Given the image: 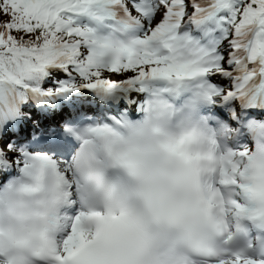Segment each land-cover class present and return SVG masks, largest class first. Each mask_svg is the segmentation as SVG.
<instances>
[{
	"label": "snow or ice",
	"instance_id": "snow-or-ice-1",
	"mask_svg": "<svg viewBox=\"0 0 264 264\" xmlns=\"http://www.w3.org/2000/svg\"><path fill=\"white\" fill-rule=\"evenodd\" d=\"M0 264H264V0H0Z\"/></svg>",
	"mask_w": 264,
	"mask_h": 264
}]
</instances>
